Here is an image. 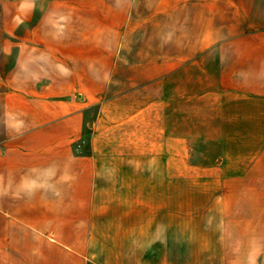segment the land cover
Here are the masks:
<instances>
[{"label": "crops", "instance_id": "obj_1", "mask_svg": "<svg viewBox=\"0 0 264 264\" xmlns=\"http://www.w3.org/2000/svg\"><path fill=\"white\" fill-rule=\"evenodd\" d=\"M137 3L6 0L0 264H162L178 143L207 124L209 70ZM228 221L232 264H264V214Z\"/></svg>", "mask_w": 264, "mask_h": 264}, {"label": "rangeland", "instance_id": "obj_2", "mask_svg": "<svg viewBox=\"0 0 264 264\" xmlns=\"http://www.w3.org/2000/svg\"><path fill=\"white\" fill-rule=\"evenodd\" d=\"M135 12L159 16V31L176 25L178 38L192 40L194 56L206 54L209 70L202 86L210 93L207 124H194L192 141L178 143L175 219L170 232L160 223L162 264L168 257L170 264H232L223 225L227 230L233 214H264V0H138ZM247 115L255 124L240 119Z\"/></svg>", "mask_w": 264, "mask_h": 264}]
</instances>
